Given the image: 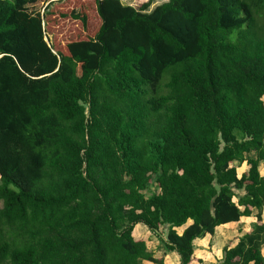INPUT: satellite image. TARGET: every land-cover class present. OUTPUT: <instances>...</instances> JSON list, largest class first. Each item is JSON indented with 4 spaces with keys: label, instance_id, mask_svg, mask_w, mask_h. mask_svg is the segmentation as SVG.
<instances>
[{
    "label": "trees",
    "instance_id": "1",
    "mask_svg": "<svg viewBox=\"0 0 264 264\" xmlns=\"http://www.w3.org/2000/svg\"><path fill=\"white\" fill-rule=\"evenodd\" d=\"M61 1L0 0V264H162L139 224L191 264L253 210L217 264H264V0H95L48 45Z\"/></svg>",
    "mask_w": 264,
    "mask_h": 264
},
{
    "label": "crops",
    "instance_id": "2",
    "mask_svg": "<svg viewBox=\"0 0 264 264\" xmlns=\"http://www.w3.org/2000/svg\"><path fill=\"white\" fill-rule=\"evenodd\" d=\"M240 167L246 168L243 173L246 172V164H242ZM238 169V168H237ZM260 170H264V165ZM259 170V172H260ZM261 175V173H260ZM261 176H264L262 173ZM257 211L253 210L252 215L247 218H241L238 223H230L215 228L212 236L204 235L202 238L193 241L194 246V262L191 264H217L223 257V250L225 248L234 247L238 238L246 233L251 232V227L256 223ZM261 221L264 224V210L261 213ZM191 222L189 221L186 226ZM176 229L178 234H181L184 228ZM133 237L135 239H144L147 244L148 251L151 253L154 259L162 261V264H179L180 259L176 253H167L164 247L160 244L158 239L153 236L148 229L143 225H136L133 229ZM261 255L264 258V245L261 247ZM141 264H151L142 261Z\"/></svg>",
    "mask_w": 264,
    "mask_h": 264
},
{
    "label": "rangeland",
    "instance_id": "3",
    "mask_svg": "<svg viewBox=\"0 0 264 264\" xmlns=\"http://www.w3.org/2000/svg\"><path fill=\"white\" fill-rule=\"evenodd\" d=\"M60 1V0H56ZM70 0H62L60 3L56 2L55 5L58 7L56 14H65V18L59 15L51 18L45 27L43 40L48 44H65L69 42H75L84 39L85 37H91L97 31L100 25V21L97 18L95 11V0H80L81 4H72ZM149 0H120L125 6H130L134 9L140 8L143 4ZM169 0H153L147 13H150L155 7H158ZM75 6V7H74ZM82 7L81 15H87V31L83 32L81 24L79 22L72 21L69 18V13L78 7ZM264 101V98H263ZM246 168L239 167L236 172L240 177ZM247 171V170H246ZM260 173H264V170H260Z\"/></svg>",
    "mask_w": 264,
    "mask_h": 264
}]
</instances>
